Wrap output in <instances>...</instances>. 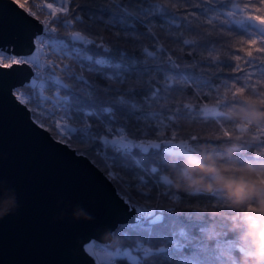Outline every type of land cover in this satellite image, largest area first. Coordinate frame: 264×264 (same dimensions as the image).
<instances>
[{"label": "snow or ice", "instance_id": "snow-or-ice-1", "mask_svg": "<svg viewBox=\"0 0 264 264\" xmlns=\"http://www.w3.org/2000/svg\"><path fill=\"white\" fill-rule=\"evenodd\" d=\"M170 7L178 18L165 21L156 0H0V111L10 106L109 189L107 214L92 215L77 264H98V253L102 264H206L211 252L202 232L214 213L197 217L182 203L160 154L212 139L203 129L221 116L209 119L201 102L264 83V36L233 48L224 27L239 14L264 31V0ZM225 57L231 69L219 66ZM223 72L240 80L204 83Z\"/></svg>", "mask_w": 264, "mask_h": 264}, {"label": "trees", "instance_id": "trees-1", "mask_svg": "<svg viewBox=\"0 0 264 264\" xmlns=\"http://www.w3.org/2000/svg\"><path fill=\"white\" fill-rule=\"evenodd\" d=\"M30 2L39 6L50 0ZM156 3L165 7L158 13L165 21L178 18L171 5L185 7V0H156ZM221 7L227 8L228 4ZM36 10L41 11L39 7ZM224 27L233 33L229 40L233 48L237 46L236 39L264 36V31L239 14ZM220 51L229 55L226 49ZM219 66L231 69L234 62L225 57ZM234 80H240V76L223 72L215 74L214 81L209 78L204 83L227 87V82ZM217 105H224L223 111ZM201 107L209 119L221 116L216 126L203 129L202 134L212 139L192 143L190 151H185L178 141L173 148L161 152L165 175L173 189L182 192V203L193 205L195 216L206 218L205 209L214 213L202 232L203 240L211 246L206 264H212V256L216 264H264V257L258 256L254 249L258 232L264 230V147L258 146L264 139V83L235 91L228 88L221 100L203 101ZM196 127L197 131L202 129V125ZM200 185L212 186L213 190H197ZM236 186H240L239 190ZM202 226L200 220L187 228L191 233Z\"/></svg>", "mask_w": 264, "mask_h": 264}, {"label": "water", "instance_id": "water-1", "mask_svg": "<svg viewBox=\"0 0 264 264\" xmlns=\"http://www.w3.org/2000/svg\"><path fill=\"white\" fill-rule=\"evenodd\" d=\"M7 35L4 39H11ZM197 190L211 192L212 186ZM109 189L58 152L8 106L0 111V264H77L89 222L107 214ZM120 219L131 220L122 216Z\"/></svg>", "mask_w": 264, "mask_h": 264}, {"label": "clouds", "instance_id": "clouds-1", "mask_svg": "<svg viewBox=\"0 0 264 264\" xmlns=\"http://www.w3.org/2000/svg\"><path fill=\"white\" fill-rule=\"evenodd\" d=\"M240 186H236V190H239ZM8 211L7 205L0 210V216L5 215ZM257 243L254 245L255 252L258 256L264 257V230H261L257 234Z\"/></svg>", "mask_w": 264, "mask_h": 264}, {"label": "built area", "instance_id": "built-area-1", "mask_svg": "<svg viewBox=\"0 0 264 264\" xmlns=\"http://www.w3.org/2000/svg\"><path fill=\"white\" fill-rule=\"evenodd\" d=\"M178 144L182 147H184L185 150H190L193 148L192 144L191 143H187V142H184V141H179ZM98 259V264H101L102 263V260L99 258V256L97 257Z\"/></svg>", "mask_w": 264, "mask_h": 264}, {"label": "rangeland", "instance_id": "rangeland-1", "mask_svg": "<svg viewBox=\"0 0 264 264\" xmlns=\"http://www.w3.org/2000/svg\"><path fill=\"white\" fill-rule=\"evenodd\" d=\"M98 256H99V258L102 260V262H103V253H98ZM98 259V258H97ZM102 264V263H101Z\"/></svg>", "mask_w": 264, "mask_h": 264}]
</instances>
